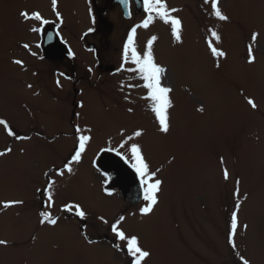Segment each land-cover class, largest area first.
<instances>
[{
	"label": "rangeland",
	"instance_id": "1",
	"mask_svg": "<svg viewBox=\"0 0 264 264\" xmlns=\"http://www.w3.org/2000/svg\"><path fill=\"white\" fill-rule=\"evenodd\" d=\"M104 1L58 0L61 23L51 0H0V119L17 135L31 137L15 140L0 126V151L12 148L0 157V202H24L0 207V239L8 241L0 245V264H128L124 252L114 247L119 242L110 230L120 215L126 217L124 229L138 234L151 251L148 264H240L227 243L236 180L241 201L236 244L251 264H264V0H220L228 22L208 15L203 0H167L169 7L180 9L174 14L183 21L179 44L162 22L137 30L141 51L150 36L159 37L154 54L168 69L164 83L173 89L167 135L158 131L153 114L139 99L142 89L121 90L122 82L137 83L128 79L129 73L102 72L120 67L127 35L144 18L137 7L125 18L120 6L110 7L113 2L103 13L113 24L109 32L97 14ZM22 11H39L50 23L33 33L29 29L39 25L24 21ZM53 26L74 58H44L37 45L44 29ZM209 28L221 35L215 46L226 58H214L208 49ZM254 31L260 35L255 63L249 64L247 45ZM24 43L36 56L21 47ZM15 59L23 60L24 67L13 64ZM65 72L70 79L60 75ZM248 97L256 109L247 104ZM201 106L203 112L198 111ZM130 107L133 113L127 111ZM76 125L91 128L92 141L72 173L56 176L54 169L63 167L76 143ZM121 128L128 134L144 130L138 142L152 170L161 169L162 192L149 216L139 214L142 198L130 204L118 191H105L107 184L94 167L101 148L119 143ZM46 171L56 181L51 209L42 207L44 197L36 191L46 185ZM69 202L82 205L86 222L60 211ZM43 210L60 217L56 226L39 223Z\"/></svg>",
	"mask_w": 264,
	"mask_h": 264
},
{
	"label": "snow or ice",
	"instance_id": "2",
	"mask_svg": "<svg viewBox=\"0 0 264 264\" xmlns=\"http://www.w3.org/2000/svg\"><path fill=\"white\" fill-rule=\"evenodd\" d=\"M121 4L127 8L129 0H120ZM204 4L209 7L208 15L221 22H228L229 17L226 15L221 8L220 0H203ZM58 0H51L52 11L55 13L57 20L62 23L60 12L57 10ZM142 9L144 18L140 23L134 25L128 35L127 39L123 44L121 63L120 67L116 70L119 72L129 73V80L137 81V83H121L120 88L123 91L125 87L129 90L139 88L142 89L144 94L139 97L140 100L145 102L146 109L150 111L154 116V122L160 133L167 135L170 132V109L173 108V101L171 99V93L173 92L172 87L167 86L164 81L167 76L168 69L157 62L154 54V44L159 39L158 36H150L144 46L143 51L139 50L136 43L137 30L143 28L148 30L156 22H162L163 25L170 28L171 37L174 43H182V32H183V21L178 15L180 9L169 7L167 0H142ZM129 16L130 12L127 13ZM21 18L24 21H35L39 25L38 27H31L29 31L38 33L42 30L43 26L48 25L50 21L46 19L41 12L33 11H22L20 13ZM93 29L89 28L91 32ZM208 36L206 37V44L214 58H226L227 53L222 49L216 47V44L222 42L221 35L216 28H209ZM259 32L251 33V42L247 45V62L249 64L255 63L256 57L254 55V45L259 37ZM51 39V37H49ZM215 42V43H214ZM24 49L28 50L31 55L36 56L35 52L31 51V46L28 43L21 45ZM39 47V45H37ZM68 56L73 57L75 53L69 48ZM13 64L24 67V61L15 59L12 61ZM219 67V64H217ZM91 71V69H89ZM60 75H64L60 73ZM68 78V77H65ZM57 86L61 87L59 80H57ZM29 88L32 85H28ZM125 100L129 103H133L129 96H125ZM247 104L252 108L256 109V102L248 97L246 98ZM81 108L84 106L81 102L79 105ZM129 113H133V108H128ZM198 111L203 112L204 109L201 106ZM79 115V114H77ZM0 126L9 137L15 140H29L31 137L17 135L9 123L5 119H0ZM91 128H81L79 125L75 126V138L76 144L73 149V153L70 158L64 163L62 168H55L54 172L56 176L63 177L65 172H73V164H79L82 160L83 154L86 152L89 144L92 141ZM88 133V134H85ZM121 137L116 147L101 148V152H114L121 160L130 166L135 172L136 178L139 181L140 190L142 194L143 206L139 208V214L141 217L149 216L154 212V209L159 203V196L162 192L163 181L158 178V174L161 169L158 167L154 171L152 170L149 162L147 161L143 146L138 142L144 135V130L137 128L130 134L126 133L125 129L121 128L119 131ZM110 143V140H109ZM23 151V150H21ZM12 152V148L8 147L5 150L0 151V157L7 156ZM171 163V161H170ZM44 176L49 177L46 185L43 188H37V193H40L44 197V206L47 209H51L55 205L54 199V186L56 181L51 178L49 172H45ZM223 178L225 181L229 179V172L225 168L223 170ZM239 184L240 181L236 180V191L234 196L237 197L234 210L231 212L229 221V231L227 234V243L235 251V254L240 264H251L250 260L242 255L236 244V237L241 227L239 221V210L241 207V201L239 200ZM111 195V192L107 193ZM22 200H9L0 202V207L7 209L16 205H22ZM61 212L67 213L73 217L79 218L84 221L87 219V212L84 210L82 205L79 203L69 202L61 206ZM135 215V213H132ZM39 223L41 225L56 226L60 220L59 216H53L51 211L43 210L39 212ZM104 224H108V221L103 217H98ZM126 221L124 215H120L114 219L110 224V230L116 241L119 243L115 244L114 247L118 251H123L128 257V264H148L152 253L147 250L141 240V237L136 233H130L123 227ZM87 225H84L86 228ZM244 231H247L248 225H243ZM35 239V237H33ZM85 239L89 243L93 241L89 240L85 234ZM0 245L7 246L8 241L0 239Z\"/></svg>",
	"mask_w": 264,
	"mask_h": 264
},
{
	"label": "water",
	"instance_id": "3",
	"mask_svg": "<svg viewBox=\"0 0 264 264\" xmlns=\"http://www.w3.org/2000/svg\"><path fill=\"white\" fill-rule=\"evenodd\" d=\"M117 2L123 12L125 18H130L127 14L130 12L129 4L127 8L121 4L120 0H105L103 5L97 8L98 19L102 27L107 31H112L113 24L103 15V9L108 5ZM137 11L143 12L142 0H134ZM51 37V39L49 38ZM40 47L45 58L63 59L65 54H68L70 48L56 32V30L46 27L41 36ZM89 49H94V45L89 44ZM99 169L109 177L107 188L117 189L121 198L130 204L139 202L142 198L139 181L136 178L135 172L121 160L118 156L111 152H101L97 160Z\"/></svg>",
	"mask_w": 264,
	"mask_h": 264
},
{
	"label": "flooded vegetation",
	"instance_id": "4",
	"mask_svg": "<svg viewBox=\"0 0 264 264\" xmlns=\"http://www.w3.org/2000/svg\"><path fill=\"white\" fill-rule=\"evenodd\" d=\"M120 6V5H118L117 3L116 4H114V6L112 5V6H110V7H115V6ZM98 7V6H97ZM135 7H136V4H135V2H134V0H129V8H130V12L132 11V8H133V10L135 9ZM120 8V7H119ZM109 9V6H107L106 8H104V11H103V13L105 12V10H108ZM132 14V13H131ZM143 14V13H142ZM46 26V25H45ZM52 28V27H51ZM53 29L54 30H58V27L56 26V27H54L53 26ZM58 32V31H57ZM42 34V33H41ZM85 36V34L83 35V37ZM41 38V37H40ZM62 38V37H61ZM63 40V39H62ZM66 57H68V54H66L65 56H64V58L63 59H61V60H59V59H55V58H45V59H48V60H52V61H62V60H65V58ZM100 68L99 69H102V66L100 65L99 66ZM103 73H111V74H113V73H116V70L114 69V67L113 66H110V67H108V70H106V69H103V71H102ZM101 72V73H102ZM63 77L65 78V77H68V78H66V79H70V76L68 75V73H64V75H63ZM77 103V106L79 105V102H76ZM71 123V122H70ZM72 124V123H71ZM72 126H73V124H72ZM75 131V130H74ZM75 133V132H74ZM85 134H88V133H85ZM76 144V143H75ZM75 144H74V146H73V148H72V150L70 151V154H68L67 155V158L65 159L66 161L70 158V156H71V154L73 153V149H74V147H75ZM67 152H65V154H66ZM101 152H99V154H100ZM112 153H114V152H112ZM65 154H63V156H65ZM99 154H98V156L96 157V159H95V161H94V167H95V169H97L98 170V172L101 174V176L103 177V179L105 180V183L104 184H109V178H108V176L106 175V174H104V173H102L101 171H99V167L97 166V160H98V157H99ZM64 160V163L66 162ZM64 163H63V165H64ZM62 165V166H63ZM128 165V164H127ZM105 186V187H104ZM103 188L105 189V191H109V189L110 190H115V191H117V189H113V188H107L106 187V185H103ZM41 205H42V207H44V202L42 201L41 202ZM76 218V217H75ZM78 220H79V218H77ZM81 221V220H80ZM84 222H86L85 220H84ZM80 230V229H79ZM83 232L84 231H81V233L83 234Z\"/></svg>",
	"mask_w": 264,
	"mask_h": 264
},
{
	"label": "bare ground",
	"instance_id": "5",
	"mask_svg": "<svg viewBox=\"0 0 264 264\" xmlns=\"http://www.w3.org/2000/svg\"><path fill=\"white\" fill-rule=\"evenodd\" d=\"M40 46V45H39ZM40 49H41V47H40Z\"/></svg>",
	"mask_w": 264,
	"mask_h": 264
},
{
	"label": "trees",
	"instance_id": "6",
	"mask_svg": "<svg viewBox=\"0 0 264 264\" xmlns=\"http://www.w3.org/2000/svg\"><path fill=\"white\" fill-rule=\"evenodd\" d=\"M83 234H85V233L83 232Z\"/></svg>",
	"mask_w": 264,
	"mask_h": 264
}]
</instances>
